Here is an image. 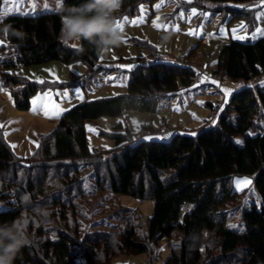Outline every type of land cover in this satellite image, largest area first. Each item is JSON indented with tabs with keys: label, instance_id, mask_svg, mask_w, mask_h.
Segmentation results:
<instances>
[{
	"label": "trees",
	"instance_id": "16d2710c",
	"mask_svg": "<svg viewBox=\"0 0 264 264\" xmlns=\"http://www.w3.org/2000/svg\"><path fill=\"white\" fill-rule=\"evenodd\" d=\"M145 1L122 0L114 19L136 14ZM255 1L190 0L187 5L205 10L209 4L230 8ZM83 2L33 0V15L5 17L3 24L10 28L0 48L20 49L25 66L83 62L88 75L74 84H82V78L90 84L103 70L97 67L100 54L95 46L82 40L79 47H66L59 39L61 9ZM11 68L4 66V83L16 108L28 110L30 97L42 85L17 76ZM197 72L179 64L137 66L125 94L76 105L27 159L18 157L0 132V201L5 205L0 225L15 224L31 241L13 264H114L122 256L144 254L151 260L160 257L157 249L164 240L170 246L164 264H264V37L250 43L231 41L221 49L213 74L225 72L233 81L253 85L231 94L215 127L195 134L174 133L169 142L155 136L136 141L128 131L102 132L116 147L89 146L87 120L118 117L128 110L154 112L160 100L178 95L180 85L191 88ZM89 169L96 192L154 201L147 233L140 228L141 215L130 208L123 210L125 216H117L116 232H85L79 220L87 218L81 200L90 194L83 178ZM243 176L254 179L259 205L241 209L245 231L240 233L225 223L228 211L237 208L234 204L246 194L236 192L232 183ZM188 204L193 208L182 218ZM56 222L63 228L52 237L49 225ZM176 232L182 239L173 245L170 240Z\"/></svg>",
	"mask_w": 264,
	"mask_h": 264
},
{
	"label": "rangeland",
	"instance_id": "374dc122",
	"mask_svg": "<svg viewBox=\"0 0 264 264\" xmlns=\"http://www.w3.org/2000/svg\"><path fill=\"white\" fill-rule=\"evenodd\" d=\"M262 1L263 0L259 3V6L263 7L264 2ZM187 2H190V0H146L144 3L139 4V9L136 14L115 19L116 25L118 23L123 25L122 29L117 27L123 34V41L119 46L111 47L101 55L103 64L108 68H112V71L105 75L98 73L97 78L94 79L93 83H90L92 89L90 87L89 89H85L86 92H83L81 88H78L82 96L89 94L90 97L99 96L98 98H107L126 93L127 88L124 90L125 88L124 85L122 87V83L127 84L128 79L131 77L132 66H136V64L143 59V56L150 53L148 44H151L155 50L158 51L150 55L157 53L161 54V56L167 59V61H165L167 64L178 61L179 65L196 66V68H194L198 72L202 71L204 74H211L218 67L219 53L223 46L231 41L250 43L264 37V8L256 7L258 6L256 1L243 5H230V8H224L223 5L220 4H209L208 6L210 9L205 10L199 9L196 5H187ZM157 5L160 6L157 8ZM141 6L143 8L144 22L134 25L131 21L141 17ZM193 10H195V14H193ZM239 10L249 11H247L248 13H239ZM125 18H127V20H125ZM153 21L161 27H154ZM4 27L1 26L0 28L3 29ZM258 29L260 30L259 32L257 31ZM236 36L244 37V39H236ZM79 46L80 44L77 47ZM122 59H131V63L136 62V64L125 63ZM197 67H199V69H197ZM118 68L122 69L123 72L118 73L116 71ZM20 72H22V70H20ZM197 84L200 83L196 81L188 92L180 85V94L175 99L160 101V104L165 105V111H160V113L155 116L157 125L155 124L153 129H160V123L161 125L169 126H177L179 123L183 122L187 123L189 119V117H187V111L195 113H201L203 110L204 112L208 111L206 106L207 100L214 101L219 99V101H216V104L219 102L222 108H224L223 106H225V103H223L222 97L219 96L220 93L215 91L214 86L206 83L205 88L198 87V90ZM223 85L227 87L232 86V89L237 91L244 86L253 85V82H238L227 77L223 81ZM94 86L96 87L94 88ZM88 87L89 84L87 88ZM188 94H190V96ZM215 97L217 98L215 99ZM220 114L221 113L214 119H210V114L207 119V126H216ZM147 118L148 115L140 112H130L124 115V117L119 119L125 126L122 131H126L127 128L135 140H138V130L144 125ZM108 120H113L112 122H114V125L111 124L112 126H107L105 133L115 132V127L120 122L111 118ZM107 124L108 123H105L104 125ZM142 127L145 128L144 126ZM195 130L200 132L203 128L198 126ZM88 139L92 149L109 150L115 147L113 139L102 134L101 129L90 128ZM241 140L240 138L237 139L239 142H241ZM26 161H24L25 164ZM83 178L85 180V186L90 192L86 198L81 200L87 210H85L87 214L86 221H83V219L79 220L82 228H85V232H113L114 230L116 232L117 216H119V214H121L120 216H125L123 210L127 208L134 211L136 210L141 215L140 228L143 232H148L150 219L154 213V201H141L128 195H115L109 191L96 192L90 169L83 172ZM238 180H248L250 183L247 185H240V189L238 190ZM232 183L236 192L246 191V194L234 204L237 205V208H232L228 211L225 227L243 233L245 231V222L241 216V209H250L254 205H259V197L255 191L254 179L252 177H234ZM4 208V201H0V210ZM192 208L193 204L186 205L183 209L182 218L183 215ZM232 225L236 227H231ZM49 227H51L53 231L52 237L55 236L58 230L63 228L61 222H56L54 225H49ZM181 239L182 234L176 232L170 242L173 245H178ZM169 247V241L164 240L157 251L164 257L168 249H170ZM139 256L140 255L122 256L115 261V264L131 262L136 264Z\"/></svg>",
	"mask_w": 264,
	"mask_h": 264
},
{
	"label": "crops",
	"instance_id": "0c3cea01",
	"mask_svg": "<svg viewBox=\"0 0 264 264\" xmlns=\"http://www.w3.org/2000/svg\"><path fill=\"white\" fill-rule=\"evenodd\" d=\"M256 2L258 3V6L256 7L264 8V6L263 7L259 6V3L261 2V0H258ZM262 2H264V0ZM15 6L16 5L13 2V0H8L7 4H5V0H3L0 10L5 9L6 7L13 8ZM248 8L254 9L252 7H248ZM19 9H20V12L28 13L27 15H33L34 13L33 0H30V3H29V0H23V3L19 4ZM26 9L29 11H27ZM20 12H13L11 14H20ZM6 16H4L2 20H0V27L1 26L4 27L3 21ZM0 32H5V31H0ZM148 47L150 49V53H148V55L143 56L142 58L149 56L153 52H158L155 50V48L151 44H148ZM101 55L102 54H100V61L99 63H97V67L103 68V70L100 71L99 73H102L105 75L111 72L112 68H108L103 64V62L101 61ZM131 59H127V60L122 59V60L125 63H131ZM131 64H136V62H133ZM138 65L139 63H137L136 66L134 67L132 66L131 72ZM4 66L5 65H0V89H2L0 90V132L2 133L6 142L11 146L14 153L18 157L23 158V159L30 158L36 152L41 138L52 133L53 130L56 128L60 118L65 113H67L69 110H71L73 107H75L76 105L82 104L84 102H87V101H95L98 99L106 98V97L98 98L99 96L90 97L89 94H85V96L84 95L82 96L78 88H81L83 92L84 91L86 92L85 89H89L91 87L89 84V87L87 88L88 85L84 84L86 80L85 78H82V81H83L82 84L81 83L74 84V82L78 81V79L80 81L81 77H86L88 75V67L85 63L76 62L72 64H64L59 61H53V62H49L43 65H30V66H25L23 68H11L10 69V71H13L17 76L22 77L28 82H35L37 84L42 85V88L39 91L35 92L30 97V103H29L28 110H20L16 108V106L14 105V102L12 101L10 89L4 83V80L2 77V72H5ZM192 67L196 68V66H192ZM119 69L120 68L116 70L118 73L123 72L122 69H120V71ZM197 69H199V67H197ZM20 70H22V72H20ZM214 72L215 70L211 74L205 73V75L209 77ZM97 74L94 75L91 80H89L90 83H93L94 79L97 78ZM129 81L130 79H128L127 84L122 83V87L124 85V88H125L124 90H126V88L128 90ZM206 83L215 87V91L216 92L218 91L217 93H220V95L219 94L218 95L222 97L221 99L223 103L225 104L228 102L231 94L235 92L234 91L235 89L233 90L232 86L227 87L226 85H223V83L221 85L215 84L209 78H206L200 84H197V89L199 90L198 87L205 88ZM95 87L96 86H94V88ZM190 89L191 88L184 89V90L188 92V90L190 91ZM65 93H67V95H65ZM45 94L50 96L51 99L56 104L59 105L60 109H62L59 116H51V117L45 116L43 108L39 106L40 105L39 101H37V103L34 105L33 101L36 100L37 97H42ZM179 94L180 93H178V95ZM188 95L190 96V94ZM176 97H172L169 99L165 98L162 100H171V99L173 100ZM217 97H215V99ZM107 98H111V97H107ZM160 101L154 112H140V113H144L148 115V118L145 121L144 125H142L145 128L141 126L139 130L141 128L142 129H152V130L167 129L171 132L172 135L178 132L187 133V134H195L198 132L195 130L196 127L199 126L203 129L208 127L207 119H208V116H210L211 114L210 113L211 107L214 104H216V101H219V99H216L214 101H208V100L206 101L207 102L206 106L208 108L207 112L206 111L204 112V110L201 113L187 111V117H189V119L187 120L188 121L187 123L185 122L179 123L177 126L161 125L160 123V129H153L154 128L153 126H155V124L157 123L155 116L158 113H160V111L161 112L165 111L164 110L165 105L160 104ZM34 108H35V111H34ZM130 112H139V111L128 110L118 117H102L98 120H87L85 122L87 139L89 138L90 128L101 129V133H102L103 130H104L103 132H105V129L107 128V126H112L111 124H113L114 122H112L113 120H108L109 118L116 119L118 120V122H120L115 128H117L119 125L121 126V128L118 130H115L114 128L115 132H118V133L127 132L128 131L127 128H126V131H122L124 130L125 126L122 124V121H120L119 119L121 117H124V115H127ZM105 123H108V124L104 125ZM139 130H138V133H139ZM153 136H155V138L157 139L160 138L158 135H153ZM88 143H89V139H88ZM114 143L116 147V142L114 141ZM89 146H90V143H89ZM158 255L161 258L158 264H164L166 259L170 255V249H168L167 254L164 257H162L161 253H158ZM148 261H149V256L144 254V255H140L137 258L136 264H147Z\"/></svg>",
	"mask_w": 264,
	"mask_h": 264
},
{
	"label": "clouds",
	"instance_id": "9594fccd",
	"mask_svg": "<svg viewBox=\"0 0 264 264\" xmlns=\"http://www.w3.org/2000/svg\"><path fill=\"white\" fill-rule=\"evenodd\" d=\"M121 4L122 0H84L79 5L61 9L60 42L76 48L82 40L87 41L95 46L98 54L119 46L123 34L115 24L114 13L119 11ZM9 28L10 25L0 31ZM12 34L23 38L18 32ZM29 243L30 239L15 224L0 225V264H13L17 253Z\"/></svg>",
	"mask_w": 264,
	"mask_h": 264
},
{
	"label": "built area",
	"instance_id": "2783aa9c",
	"mask_svg": "<svg viewBox=\"0 0 264 264\" xmlns=\"http://www.w3.org/2000/svg\"><path fill=\"white\" fill-rule=\"evenodd\" d=\"M0 41H2L1 45L5 44L7 42V37L4 32H0ZM0 45V46H1ZM167 59H165L161 54L157 53L154 55H150L147 57H144L142 60L139 61V66H152L160 63H165ZM172 64H178L177 62H174ZM0 65L9 66L12 68H23L25 67V62L23 60V54L20 51V49L16 47H6V48H0ZM120 71V69H119ZM206 78H209L213 83L221 85L223 81L227 78V74L225 72L219 73V74H212L209 77H207L204 72H197L196 74V81L202 82ZM222 109V106L220 103L215 104L212 112H211V118L214 119L218 116ZM215 127V126H214ZM153 135H158L160 137V140L162 142H169L172 139V134L169 130H158L154 131L152 129H142L138 133V138H144L149 137ZM160 261V257L156 256L148 261L147 264H158ZM123 264H135L133 262L131 263H123Z\"/></svg>",
	"mask_w": 264,
	"mask_h": 264
},
{
	"label": "snow or ice",
	"instance_id": "6c2138e0",
	"mask_svg": "<svg viewBox=\"0 0 264 264\" xmlns=\"http://www.w3.org/2000/svg\"><path fill=\"white\" fill-rule=\"evenodd\" d=\"M13 2L15 3V7L13 8H5L3 10H0V20L3 19L4 16L6 15H9L13 12H20V9H19V4L23 3V0H13ZM8 3V0H5V4ZM160 5H157L156 7L158 8ZM35 7V6H33ZM141 11H142V15L139 19H136V20H133L131 21L132 24L134 25H138V24H141L144 22V16H143V8L141 6ZM21 15H27L28 13H24V12H20ZM193 14H195V10H193ZM125 20H127V18H125ZM118 28H123V25L118 23L116 25ZM153 26L154 27H161L160 25H158L155 21H153ZM242 27V26H241ZM178 31V29H177ZM233 31H236V30H233ZM258 32L260 31L259 29L257 30ZM236 39H244V37H241V36H236L235 37ZM0 43H2V41H0ZM2 90V89H0ZM65 95H67V93H65ZM37 101L40 102V107L43 108L44 110V115L45 116H48V117H51V116H59V114L61 113L62 109H60L59 105L56 104L50 96H48L47 94H45L44 96L42 97H37L36 100L33 101L34 105L37 103ZM34 111H35V108H34ZM250 181L248 180H238L237 181V188L238 190L240 189V185H247L249 184ZM27 199V198H25ZM231 227H236L235 225H232Z\"/></svg>",
	"mask_w": 264,
	"mask_h": 264
}]
</instances>
